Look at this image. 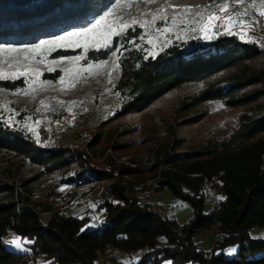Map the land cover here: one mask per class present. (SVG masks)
<instances>
[{"label": "trees", "instance_id": "obj_1", "mask_svg": "<svg viewBox=\"0 0 264 264\" xmlns=\"http://www.w3.org/2000/svg\"><path fill=\"white\" fill-rule=\"evenodd\" d=\"M114 2L0 0V43L36 44L50 39L83 26ZM203 49L196 47L191 52L185 44L173 45L155 58L125 69L118 91L126 98L127 107L144 111L169 92L192 84L200 88L182 103L181 109L187 113L216 101H223L228 108L247 106L264 96V92L254 89L264 83V66L258 69L251 65L261 55L258 48L230 36L218 38L212 48ZM58 53L73 55L75 51H57L54 57ZM96 57L108 58L102 53H96ZM21 86L22 82L16 81L0 87L14 90ZM2 152L45 167L48 173L72 164L65 150L38 151L29 135L0 121ZM129 174H151L155 190L169 189L191 204L193 218L179 226L156 211L151 202L140 201L138 192L128 185L131 183L123 185L113 173L95 171L97 181L109 178L113 182L101 195L100 208L104 212L100 224L94 227L85 228L91 225L89 217L64 214L53 204L30 205L24 200L1 203L0 264H37L39 258L44 264H96L109 250L139 252L137 264H161L166 260L171 264H264V240L249 235L254 227L264 229V112L241 116L236 130L201 151L183 156L167 154L153 167ZM84 177L79 173L76 178L90 180ZM209 184L224 199H218L206 211ZM8 189L11 187H0V192ZM41 213L49 214L46 223ZM214 226L217 241L206 253L194 239ZM11 233L32 241L26 246L28 252L19 254L7 249L4 241ZM233 246L238 250L229 257L226 250Z\"/></svg>", "mask_w": 264, "mask_h": 264}, {"label": "rangeland", "instance_id": "obj_2", "mask_svg": "<svg viewBox=\"0 0 264 264\" xmlns=\"http://www.w3.org/2000/svg\"><path fill=\"white\" fill-rule=\"evenodd\" d=\"M219 3L221 0H215V3L213 0H155L153 3H141L129 8L119 5L111 19L151 20V15L144 14L156 13L157 9L163 8L166 11L162 14L167 15V24L171 30L158 39L154 31L149 33L156 44L154 51L157 55L179 44H185L191 52L196 47H204L203 50H208L218 38L234 36L240 42L260 50L261 55L255 58L251 65L258 69L262 68L264 16L259 15V10H264V6L259 4V0L255 7L250 6L251 0H246L244 5L230 3L229 13L248 8V14L239 17L246 23L244 26L236 23L230 29L236 35H216L212 41L191 38L201 35L198 31H192L193 28H199L197 21L200 17L190 14L181 22L179 17L183 14L174 11L185 7H204L206 12L215 11L216 15H226L219 11L217 7ZM173 15L178 17L175 26L171 20ZM233 19L237 18L233 17ZM252 21L258 23L252 25ZM136 27L137 32L144 31ZM153 27L163 28L164 22L157 19ZM213 31L222 32L223 29ZM177 34L181 35V40L176 39ZM165 37L170 44L161 50ZM135 43L141 45V50L138 51L130 44L126 45L128 51L121 49L118 53L122 55L123 60L120 68H114L113 60L109 57L106 59L108 60L106 65L93 64L91 69L87 68L88 61L84 59L78 62L62 61L58 65L52 64L50 61L55 58L57 51H75L73 55L87 56L89 53H83V49H57L56 52L41 53L45 56L43 63H33L32 67L38 70L39 75L28 74L15 80L0 82L1 86L2 83L20 81L22 86L19 88L24 90L20 93H16L15 89L0 92V121L13 130L29 135L36 150L46 153L62 149L72 160L69 166L48 173L45 167L32 165L24 158L2 152L0 187H11V189L0 192V204L19 200L28 201L30 205L49 203L59 207L64 214L89 217L91 225H99L104 212L100 208L103 204L101 195L113 182L109 178L97 181L93 174L95 171H101L113 173L123 185H126V182L131 183L128 185L135 188L139 199L151 202L156 211L174 220L179 226L187 224L193 218L191 204L174 196L169 189L155 190V182L151 174L133 175L129 172L149 169L167 154L183 156L201 151L213 142L224 140L239 127L241 116L252 117L264 112V96L247 106L228 108L223 101H216L203 104L187 113L186 110L181 109L182 103L200 88L199 84H192L169 92L144 111L131 110L127 107L122 92L118 91L120 77L125 69L137 65L145 56L153 58L145 50L152 48L148 35ZM89 51L92 49L90 48ZM191 52L186 53L185 56H190ZM8 56V52L3 53L5 59ZM40 59L41 56H36V60ZM49 67L54 70L49 72L47 70ZM5 68L7 69V65ZM60 77H64L63 82L60 81ZM45 80H53V83L45 84ZM254 89L264 92V83ZM42 100L43 104L40 103ZM26 117L30 119H25ZM174 146H178L175 151ZM121 172L123 175L120 176ZM79 173L85 175L84 179L90 180L76 178ZM79 184L84 185L79 186ZM211 190L215 193L217 202L220 194L213 184L207 186V191ZM214 205L215 202L206 205L205 210L209 211ZM36 210L39 211L40 207ZM48 215L41 213L44 223ZM217 235V226H214L209 232L201 233L194 240L200 250L210 253L214 249ZM249 235L257 239L264 235V229L254 227L249 231ZM15 237L16 235L11 233L5 240ZM20 243L22 248H26L29 244L28 240L23 238ZM6 247L19 254L25 253L12 245ZM230 248L226 250V254L234 257L236 253H230L228 251ZM111 251H108L104 259L99 258L96 264H137L139 261V252L126 254L118 251L119 257L112 259ZM169 262L166 260L161 264H169ZM37 264L44 263L39 258Z\"/></svg>", "mask_w": 264, "mask_h": 264}, {"label": "snow or ice", "instance_id": "obj_3", "mask_svg": "<svg viewBox=\"0 0 264 264\" xmlns=\"http://www.w3.org/2000/svg\"><path fill=\"white\" fill-rule=\"evenodd\" d=\"M155 0H115L111 6L107 7L106 10L101 12L99 15L93 17L90 21L85 23L81 27H74L70 31H64L60 35L52 36L48 40H40L39 43L36 44H5L0 43V82L7 80H15L21 76H26L28 74H36L39 75L37 69L33 68V63L40 64L43 63L45 56L41 55V53H51L56 52L57 49H83V53H88L89 49H92V55L87 56L84 54L78 55H69L64 53H58L57 56L50 61L52 64L58 65L62 61L69 62H78L82 59L87 60V68L91 69L93 64L96 65H106L108 60L98 59L96 57V53H102L109 57V59L113 60L114 68H120L122 66L123 60L122 55H118L121 52V49L124 51H128L126 45H134V47L139 51L141 50V45L135 43L137 40H143L145 35H148L149 43L152 45V48L145 49L148 52L149 56L155 58L157 53L154 51L156 44L154 43L153 37L149 35L151 32H155L157 34V39L159 36H163L168 33L171 29L169 28L167 21L168 17L165 13V9H157L156 13L144 14L151 15L152 19H132L129 21H124L122 18L118 20H112L111 16L114 11L117 10L118 6L123 4L125 6H131L132 4L139 3H153ZM215 3V0H213ZM233 5H244L246 0H221V3L217 5L219 11L221 13H226V15L220 16L216 15L215 11L206 12V8L204 7H185L182 9H177L174 11H178L182 13L179 17L181 22L183 21L185 16L200 17L197 23L199 24V28H193V32H199L201 35L193 36L192 39H203L204 41H212L216 35H236L235 32L230 29L235 26L236 23H239L241 26L245 25V21L239 19V17L246 16L248 14V8H244L242 11H236L229 13V4ZM257 0H251V7H255ZM259 4L264 6V0H259ZM161 13L160 15H157ZM259 15L264 16V10H259ZM236 17L237 19H233ZM159 19L164 22V27L154 28L153 26L156 23V20ZM178 17L173 15L171 17L173 26L176 25ZM219 21V23H217ZM252 25L258 23V21H252ZM143 29V32H137V27ZM131 29V31H129ZM214 29H223L222 32H214ZM177 40H181V35H176ZM243 39V37H241ZM186 43V41H185ZM170 41L165 37L163 45L161 46V50L163 48L168 47ZM8 52L9 56L7 59L3 57V53ZM16 53V55H12ZM36 56H41L40 60H36ZM148 56H145L144 59H147ZM7 65V69L5 68ZM49 72L54 69L49 67L47 69ZM67 71V70H65ZM109 76L111 74L109 73ZM64 77H60V81L63 82ZM111 82V78H110ZM45 84L51 85L53 80H45ZM7 91V88L0 87V92ZM16 93H20L24 91L21 88L15 89ZM119 95V93H117ZM130 99V98H129ZM41 104L44 101H40ZM62 103V102H61ZM39 111V109H37ZM30 119V118H25ZM38 123V121H37ZM27 127V125H25ZM31 130V129H29ZM219 200H223L224 197H218ZM94 227L96 225H85L87 227ZM84 231V229H81ZM257 239L264 240V235L258 237ZM21 237L16 236L14 239L5 240L4 244L12 245L18 250H22L24 252H28L29 249L22 248L21 246ZM28 243H32V241H28ZM230 253H236L237 248L233 247L228 250ZM171 264V262H169Z\"/></svg>", "mask_w": 264, "mask_h": 264}, {"label": "built area", "instance_id": "obj_4", "mask_svg": "<svg viewBox=\"0 0 264 264\" xmlns=\"http://www.w3.org/2000/svg\"><path fill=\"white\" fill-rule=\"evenodd\" d=\"M84 184H79V186H82ZM212 185V184H210ZM145 199H140V201H143ZM214 202H216V197H215V193L211 190L208 192V194L206 195L205 198V204H213ZM119 252L118 250H112L110 253V256L112 259H117L119 257Z\"/></svg>", "mask_w": 264, "mask_h": 264}, {"label": "bare ground", "instance_id": "obj_5", "mask_svg": "<svg viewBox=\"0 0 264 264\" xmlns=\"http://www.w3.org/2000/svg\"><path fill=\"white\" fill-rule=\"evenodd\" d=\"M46 222H47V220H46Z\"/></svg>", "mask_w": 264, "mask_h": 264}]
</instances>
